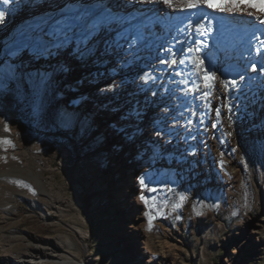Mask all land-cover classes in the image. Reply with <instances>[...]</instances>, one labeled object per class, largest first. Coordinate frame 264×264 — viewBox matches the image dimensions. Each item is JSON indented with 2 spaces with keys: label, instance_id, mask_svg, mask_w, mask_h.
<instances>
[{
  "label": "rangeland",
  "instance_id": "374dc122",
  "mask_svg": "<svg viewBox=\"0 0 264 264\" xmlns=\"http://www.w3.org/2000/svg\"><path fill=\"white\" fill-rule=\"evenodd\" d=\"M102 1L76 0L72 10H106L113 0ZM50 55L44 50L39 54L44 62L41 84L11 56L0 63V139L14 145L0 143V242L14 257L41 245L54 257L45 264H148L142 249L124 233L130 209L123 198L119 203L113 199L116 190L126 187V176L131 173L138 179L143 175L148 185L139 188L152 207L139 194L144 211L136 215L142 219L155 261L163 252L162 264H264V165H249L235 145L245 123L236 122L235 129L227 130L221 124L229 126V116L221 114L223 122H216L212 107L206 138L222 128L226 132L215 162H210L209 169L198 170L195 160H183L181 171L171 161V168L160 174L162 169L158 173L156 167L165 156L160 142H151L149 149L138 146L136 153L132 147L152 122L125 129L106 114L99 120L88 111V96L72 92L76 77L71 76V69ZM142 72L138 74L144 81ZM132 114L136 118L138 113ZM180 117L177 126L171 124V115L163 123L169 124L173 135L180 133L181 122L186 120ZM113 134L117 139L109 144ZM153 138L156 132L149 134V140ZM191 146L186 150L188 157L194 155ZM198 152L203 154L204 149ZM119 155L122 164L117 161ZM198 161L204 165V160ZM236 163L240 165L233 166ZM12 165L30 168L41 179L45 193L22 176L8 177L6 171ZM252 167L259 176L257 182L251 179ZM146 213L153 217L150 227ZM247 219L255 221L252 235L245 230ZM67 238L71 246L66 245Z\"/></svg>",
  "mask_w": 264,
  "mask_h": 264
},
{
  "label": "bare ground",
  "instance_id": "6f19581e",
  "mask_svg": "<svg viewBox=\"0 0 264 264\" xmlns=\"http://www.w3.org/2000/svg\"><path fill=\"white\" fill-rule=\"evenodd\" d=\"M75 1L9 0L8 4H4L0 0V11L5 13L3 20H0V63L5 56H11L15 63L25 67L27 74L37 83H44V62L39 58V54H33L32 49L37 44H41V50L46 46L47 50L44 51L51 53L50 58L55 57L71 69V76L76 77L72 92H75L76 96H88V111L99 117V120L102 121L103 114H106L111 117L112 122L125 129L152 122L153 126L144 133L141 141L132 147L136 153L138 146L149 149L151 142H160L165 154L156 167L158 173V169H162L160 174L171 168V161H174L175 167L181 171L183 160H195L198 170L209 169L210 162H215L221 139L226 134L224 128L235 129L233 127L236 122L246 124L245 127L240 126L241 129L237 132L235 145L238 146L239 152L246 155L249 165H264V46L261 44L264 41V24H260L256 19V16L264 11V0H237L239 7L234 8L231 13L214 11L207 7L179 11L162 3L142 4L113 0L106 10L104 7L98 11H85L89 13L85 17L86 21L99 16L114 18L108 27L94 33L84 43H80L78 30L76 37L70 35L69 43L58 47L61 40L52 35L53 30L57 21L73 11L72 5L76 4ZM80 1L82 0H78V3ZM210 2L213 8H218L224 0ZM19 27L21 30L16 31ZM12 33L15 38L9 39ZM44 37L48 38L46 42L43 41ZM136 37L141 38L133 44L132 41ZM197 45H200L198 55L203 59L206 71L216 72L219 78L207 98H203V92L207 89L202 87L198 91H186L192 88L194 83L201 82L194 75V65L187 61L185 64L171 63L172 59L178 61L191 56L193 53H189L188 49ZM77 49L82 55L76 54ZM222 68H226L227 72L224 73ZM139 71H143L142 77L143 73L147 74L146 80L140 79ZM240 76L244 79L240 80ZM219 80H236L237 84L234 86L229 83L228 88L224 90ZM104 86L112 88L101 93L99 90ZM219 95L221 96L217 98ZM239 96L247 101L246 106H241L242 112L249 109L247 114L237 109L239 105L235 103ZM226 100L234 102L233 112L225 104ZM175 102L178 104L176 109L180 112L172 113L182 117L185 116V110L190 117L181 122L180 133L172 135L169 124L163 123L170 118L173 110L171 103ZM99 104L102 105L101 110ZM229 106L233 109L231 103ZM212 107L214 110L219 108L225 118L231 117V120L226 118L230 121L229 126L221 124L224 128L208 139L212 143L208 148L204 147L203 154L199 153L201 151L198 154L195 151L192 153L194 155L188 157L187 149L191 142L186 133L192 127L190 131L195 132L198 137L200 133L205 135L208 128L206 121L211 118ZM133 112L138 113L136 118ZM221 114L219 117L214 114L220 123L223 122ZM136 119H140L139 122ZM162 124L166 127H162ZM153 132H159L160 135L156 134V139L151 141L149 134ZM114 136L115 134L111 136L113 139L108 141L109 144L115 143L117 138ZM200 142V139L193 140L194 144ZM255 152H258L259 156L255 157ZM175 158L179 161L176 162ZM122 159L120 155L117 157L120 164L123 163ZM199 159L205 161L204 165L199 164ZM239 165L236 163L233 166ZM192 166L190 164L191 170ZM253 167L251 179L257 182L259 176L255 175ZM6 173L11 178L22 176L32 181L40 192H44L41 179L30 168L13 166ZM126 181V187L122 186L116 190L113 198L117 203L123 198V203L130 209L125 218L124 233L132 238L135 247L142 249L148 264H162L164 253L161 252V258L155 261L152 251L154 249L149 246L148 237L142 228V219L136 215L137 212L144 211L137 199L142 192L139 179L135 174L129 173ZM245 227L246 232L252 235L255 232V221L247 219ZM65 243L67 246L72 245L69 238ZM33 251L14 257L11 250L0 242V264H45L44 261L48 258L54 259L44 246L36 245ZM41 251L42 256L38 255ZM43 254L46 259L40 258Z\"/></svg>",
  "mask_w": 264,
  "mask_h": 264
},
{
  "label": "snow or ice",
  "instance_id": "6c2138e0",
  "mask_svg": "<svg viewBox=\"0 0 264 264\" xmlns=\"http://www.w3.org/2000/svg\"><path fill=\"white\" fill-rule=\"evenodd\" d=\"M4 4H8L9 0H2ZM129 3H142V4H153V3H162L163 5H166L170 9L184 11L186 9H196L199 7H207L212 8L214 11H220V12H228L231 13L234 8H238L239 4L237 3V0H224V2L219 6L218 8H213L212 3L210 0H128ZM5 13L3 11H0V20H3ZM89 13L84 12L80 13L78 10L71 11L68 14L64 16L62 20H59L56 22V27L53 30L52 35L57 36L61 40V44L57 45L58 47L62 46L64 43L70 42V35L71 37L77 36V31L80 32V43H84L85 40L92 37L94 33H97L98 31H101L108 27L114 20V18L106 17V16H99L96 19L86 21L85 17L88 16ZM249 15H255L254 13H249ZM256 19L259 21L260 24H264V11L261 12L259 16H256ZM141 37H136L133 39L132 43L135 44L137 39H140ZM203 44V42H201ZM262 46H264V41L261 42ZM131 47V45H130ZM47 50L46 46L45 49ZM260 49H257V52H259ZM32 52L34 55L41 54V44H37L35 47H33ZM189 53H193L191 56H188L186 59H172V64H185L186 61L190 62L192 65H194V75L197 77L198 81H201L200 83H194L192 88L187 89V92H193L198 91L201 89H207V91L203 92V98H207L211 95L212 89L215 87L216 81L219 79L216 75V72H207L205 69V64L203 59L200 58L198 55L200 52V45H197L195 48H189ZM49 54H51L49 52ZM77 55H82L79 49L76 50ZM255 67V65H253ZM264 70V69H262ZM144 79H147V74ZM244 77L240 76V80H243ZM219 83L223 86V89L226 90L228 88V84L231 83L232 85H236V80H231L230 82L227 80H219ZM229 110L230 107H229ZM216 116H220V109H215ZM229 120H231V117H229ZM215 127V125H213ZM4 130L8 131V125H4ZM158 136L160 135L159 132L156 133ZM228 135H231V132L228 133ZM0 143L6 144V145H12V141L9 139H0ZM14 147V145H12ZM235 151V149L233 150ZM224 161L221 160V164H223ZM139 183L142 187L147 188L148 185L145 183V177L141 175L139 177ZM154 191V190H153ZM140 199L144 202L146 206L152 207L151 205H148L147 198L141 194ZM181 200H184L185 197L181 196ZM180 205H176V207H179ZM146 215L149 216V227L151 226V220L153 217L146 213Z\"/></svg>",
  "mask_w": 264,
  "mask_h": 264
}]
</instances>
